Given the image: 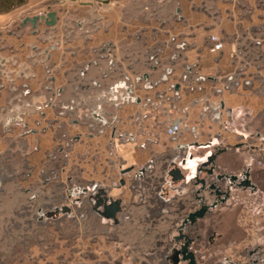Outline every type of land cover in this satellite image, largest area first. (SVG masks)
Masks as SVG:
<instances>
[{
  "label": "crops",
  "instance_id": "crops-1",
  "mask_svg": "<svg viewBox=\"0 0 264 264\" xmlns=\"http://www.w3.org/2000/svg\"><path fill=\"white\" fill-rule=\"evenodd\" d=\"M241 1L251 7L247 15L235 0H32L26 9L0 13V171L11 162L21 174L19 192L42 199L50 207L44 210L47 218L59 220L79 207L42 195L40 189L52 193L55 176L70 183L61 189L71 187V172L77 171L86 181L82 185L118 191L130 189L135 173L154 160V174L166 168L176 187L184 184L180 177L187 168L214 149L220 150L219 171L229 174L254 156V193L231 190L230 200L200 221L197 231L212 237L209 248L218 252L212 257H233L257 239L262 242L257 215L264 210L258 197L264 198V168L259 170L264 150L257 152L256 141L264 136V12L258 0ZM44 14L56 19L53 26L22 24ZM150 48L162 49L164 64L151 61L156 50L136 61L135 53ZM169 51L179 58L165 73ZM107 54L119 61L127 81L107 70L106 60L99 62ZM135 62L147 67L133 69ZM183 71L187 80L180 78ZM59 160L63 164L55 169ZM3 203L0 198L1 210ZM8 206L7 211L18 209ZM147 206L149 211L156 205ZM62 207L68 210L49 215ZM139 207L134 202L128 212ZM97 242L98 257L108 258L102 249L112 241L99 235ZM27 260L14 264H33Z\"/></svg>",
  "mask_w": 264,
  "mask_h": 264
},
{
  "label": "rangeland",
  "instance_id": "rangeland-1",
  "mask_svg": "<svg viewBox=\"0 0 264 264\" xmlns=\"http://www.w3.org/2000/svg\"><path fill=\"white\" fill-rule=\"evenodd\" d=\"M31 1L32 0H24L21 5H13L9 7L10 11L26 9L31 5ZM78 1L81 0H77V2ZM235 1L240 7L244 8L243 13L247 15V10L251 9V7L241 0ZM116 2L118 3L119 0H116ZM39 6H41V4ZM256 6L264 12V0H258ZM5 8L7 7H5L4 3L0 0V9L2 10ZM260 26L264 31V23L260 24ZM49 32L53 31L50 29L46 33ZM45 35L47 34H44L43 37ZM124 51L125 49L121 51L122 55L125 54L123 53ZM144 51V55L141 51L135 53L136 57H138L136 61L141 59L142 62H144L143 58H149V55H152L154 51L158 59V64L156 65L160 66L164 64L163 58H161L162 56L159 55L160 52H162L161 48H150ZM172 54L173 52L169 51L167 55L168 59H170ZM152 64L155 65L153 62ZM144 66L147 67V65L143 63L137 64V62H135L132 68L141 70ZM256 143L258 145L257 152L263 154L261 149L264 150V136L260 134V138L257 139ZM2 164L3 161H0V167ZM11 164V162H6V164L3 165L5 167L4 170L0 171V198L4 200L2 204L3 210L0 208V264H14L15 262L21 261L22 258L29 259L27 261L33 264H38L40 260H42V263H46L54 259V257H56L55 262H49L50 264H165V261L161 259V253L159 254L158 244L162 236V231L167 229L170 224V222L166 220H173L175 215H169L168 217L166 215V219H163L164 215L160 213L162 210V200L156 197L155 189H144V193L142 191L138 192V189L132 191L130 189H121L118 191L115 189H107L111 197H121L123 203H127L128 201L130 203L131 200H134L136 204L145 202L138 210L132 209L129 210L128 213L118 215V224L93 212L88 204H83L80 210L75 211V215L66 214L59 220H50L44 216H42V218L38 217L39 214H43L45 209L50 208L42 205V199H39V201H37V199H29V194L27 193L26 195L24 193L25 189L19 192L20 187L17 183L21 174H18V171H14V169L11 168ZM20 164H23V162ZM57 164L62 166V160L54 164L55 169H57ZM263 168V166H260L259 170ZM71 175L74 179L71 183L80 185V183L86 182L85 179H80L81 176H79L77 171H72ZM152 180L154 185L158 184L156 178ZM51 182H53L50 183L53 188L51 189L52 193H49L50 190L40 189L43 193L42 195H49V197L53 196L52 201L55 204L66 202L68 199V195L66 194L67 189H61V186L65 188L69 186L70 183L66 179L63 180V178L57 176L53 177ZM16 184L15 190L12 189L11 186ZM189 184L192 189L194 186L192 183ZM144 185L145 183L141 184V187ZM136 187H138V185ZM186 188L189 189L188 186ZM46 191L48 192L47 194ZM141 192L143 196L138 195V193ZM171 195L180 197V195L175 194V192L171 193ZM262 196L263 194L260 196L258 195L259 202L262 203V209H264V198ZM44 198L45 197H43V199ZM49 199L50 198L46 201L47 203L50 202ZM182 200L185 201L186 199L183 198ZM129 203L127 205H129ZM11 204L17 205L18 209H9V211H7L6 207H9L8 205ZM149 204H155L156 206L148 211L146 206ZM132 212H134L137 218L133 216ZM260 213L261 214H258L257 217L261 216L262 222L260 220L257 226L260 227V222L263 223L261 232L264 234V210ZM126 214L129 218H126ZM211 216L212 215H209V218ZM134 218L135 221L133 220ZM99 235L105 236L107 240L112 241L111 246H109V243L107 249H102L108 258H99L95 251V249H99L97 248L100 244V242H97V237ZM260 238L262 239L261 245H264V238ZM260 241V239H257L254 243L257 244L260 243ZM263 249L264 248L261 250ZM63 250L69 253L68 257H63V253H61ZM261 250L258 249L257 252L261 253ZM203 253L206 252L203 251L200 254ZM212 253L217 254L218 252L214 251ZM238 253L236 257L230 255L209 257V252H207V255L204 257L197 256V259L203 261V264H237L241 263V258ZM262 253L261 258L262 263H264V253ZM200 254L197 253V255ZM74 255L77 256L76 261L73 260Z\"/></svg>",
  "mask_w": 264,
  "mask_h": 264
},
{
  "label": "water",
  "instance_id": "water-1",
  "mask_svg": "<svg viewBox=\"0 0 264 264\" xmlns=\"http://www.w3.org/2000/svg\"><path fill=\"white\" fill-rule=\"evenodd\" d=\"M39 21H44L45 24L49 26H53L56 22V19L50 14L49 16L44 14V15H35L32 17H27L23 19V23L29 22L31 25L35 27L36 22ZM163 51L160 52V56L162 55ZM178 56H172L170 59H167V62H170L171 65H175L177 62ZM99 61L106 60L107 62V70H110L111 73H117L120 74V76L124 80H128L127 74L125 73L126 71L121 70L120 63L119 61H116L114 59H110L109 55H103ZM122 61V60H121ZM151 61H154L155 64H158V59L155 61V58H151ZM113 62V65L111 66V63ZM164 62V61H163ZM173 62V63H172ZM97 64V63H96ZM100 65V64H97ZM109 65L111 67H109ZM168 72V70H165V73ZM50 71L46 68V75H49ZM125 73V74H124ZM102 76L103 75L102 73ZM142 79H146L145 75H142ZM127 83V82H126ZM115 86L120 85L121 83H114ZM124 85V84H123ZM188 86H186V89L188 90ZM79 90L78 88H76ZM132 90V85L128 84L126 85L125 88V95L128 96L130 94L129 92ZM75 93V92H74ZM133 99V98H132ZM135 100V99H134ZM133 102V100H131ZM212 117L213 121H218L221 118L220 113L215 112V109L212 110ZM88 119H91V116L88 115ZM182 122V120H181ZM220 153V150H213L210 151L208 155L204 156L203 160L197 161V163H193V165H190L187 170H186V175L181 176L180 179L182 181H186V183H194L195 186H198L200 189L198 191L204 190V192L195 197V200L197 202L195 203V206L197 205V209L194 211L189 212L186 218L183 219L179 229H178V236H176V240L179 239L181 240L180 247L178 250L175 251V254L172 256V261L173 264H178L179 262H186V264H196L197 260L195 257V254L193 251L189 250V245L191 243V240L188 235H185L182 231L185 227V224L189 223L191 227L194 223H196L198 220H201L206 214H211L214 209H216L220 205L226 204L225 201L227 197L230 195L231 190H234L235 188H245L249 187L250 189H255V185L253 184L252 180L250 179V169L251 165L254 160V156H251L246 163L245 167L241 169L238 172L235 173H224L220 172L217 163H216V158L217 155ZM197 155L203 156V153H199ZM196 158L193 155L190 158V161H194ZM151 163V162H149ZM148 163V165H149ZM154 160L152 161V167L151 170L153 171L154 169ZM172 163V162H169ZM185 164V161L183 162ZM147 165V166H148ZM149 168V167H146ZM144 169V168H143ZM163 169V175L166 177V168ZM150 170L148 171V173ZM174 171H170L168 174L172 175ZM164 177V178H165ZM137 178V172L134 175V181ZM173 185H171V182H169L165 178V182L163 184V188L159 189V192L157 193V197L160 200H164L163 195L165 196L167 193L171 194L170 192H175L177 189H168L172 188ZM91 187V186H89ZM168 187V188H167ZM135 190V189H130ZM129 190V191H130ZM139 190V189H138ZM66 194L68 195L67 201L71 202L73 205H79L80 203L76 202H84L88 205L91 206V209L93 212L99 214L101 217L112 220L113 222H116L117 220V215L121 211L120 203H121V197L113 198L109 195V191L105 188H99L97 189H81L78 187L76 183H71V187L66 190ZM160 196V197H159ZM161 196L163 199H161ZM82 197V199H81ZM207 197V198H206ZM65 210H68V207H62L61 209H57L53 211L52 216H56L59 213L65 212ZM196 231V227L194 229ZM258 245L256 246L257 249L261 250L264 248V245H261L260 243H257ZM263 250H261V253ZM249 258V259H248ZM248 261L246 262L247 264H256L257 260L253 258V256H247ZM262 261V258L260 259V262ZM241 264V263H237ZM264 264V263H263Z\"/></svg>",
  "mask_w": 264,
  "mask_h": 264
},
{
  "label": "flooded vegetation",
  "instance_id": "flooded-vegetation-1",
  "mask_svg": "<svg viewBox=\"0 0 264 264\" xmlns=\"http://www.w3.org/2000/svg\"><path fill=\"white\" fill-rule=\"evenodd\" d=\"M148 165V164H147ZM146 165V167H143L141 169H139L137 171V178L135 179V184H133L132 186H130V189H139L138 192L142 191L144 193V189H155L156 191V195L159 192V189L163 188V184L165 182V176L164 175H157L154 174V171L151 170L152 167V163H150L148 166ZM151 170L149 173L148 171ZM167 176V175H166ZM165 177V178H164ZM156 178L157 179V185H154L153 180ZM167 179V178H166ZM182 180V179H181ZM184 184L182 185H177L176 187H174V185L172 186V188L174 187V189H177L176 194L180 195V197H174L173 195L167 193L165 196L163 195L164 200H162V210L166 215H175V217L173 218V220L167 219L166 221H169L170 224L168 225L167 229H164L161 233V239L159 240V244H158V248H159V254L161 253V259L165 261V264H173L172 261V256L175 254V251L179 249L180 247V243L181 240L177 239L176 240V236H178V229L183 221L184 218L187 217V215L189 214V212L194 211L195 209H197V205L195 206V203L197 202V200H195L196 196L201 195L204 190L202 191H198V189H200L199 187L195 186L194 183H192V185L194 186L191 189V186H189V183H186L185 181H182ZM144 186L141 187V184H144ZM186 183V184H185ZM119 185V184H118ZM138 185V187L136 186ZM90 185H82L80 184L78 187L81 189H94L96 188L94 186V184L91 185V187H89ZM189 187V189H187L186 187ZM248 188L247 190L251 191L252 193H254V191L256 189H250L249 187H245ZM245 188H240L242 190H246ZM98 189V188H97ZM184 191V192H183ZM137 192V191H136ZM141 193H138L139 196H143ZM157 197V196H156ZM117 198V197H116ZM158 198V197H157ZM183 198H185L186 200H182ZM207 198V197H206ZM231 198V192L230 195L227 197L225 203H227V201H229ZM82 199V197H81ZM159 199V198H158ZM176 199V200H175ZM190 199V200H188ZM145 202H141L137 205L139 206H143L142 204ZM83 204H86L84 202H80V204L78 205L79 209L82 207ZM127 203H123V201L121 200L120 203V207H121V211L118 215L123 214V213H127L128 209L134 204V200H131V202L129 203V205H127ZM77 206V205H75ZM90 206V205H89ZM127 206V207H126ZM91 208V206H90ZM78 209V210H79ZM92 210V209H91ZM75 214V213H74ZM40 215V214H39ZM38 215V217H39ZM117 215V220L116 222H114L115 224H118L119 222V217ZM210 214H206L201 220H198L196 223H194L191 227L189 223L185 224V227L183 229V233L185 235H188V237L191 240V243L189 245V250L193 251L197 260L196 264H203V261H199L197 259V256L199 257H204L205 255H207V253H203L200 254L201 252H209V257L212 254V251L210 250L209 246H211L213 244V239L212 237H202L200 235V233L197 231V226L199 224L200 221H202L204 218L208 217L209 218ZM41 216L47 217L46 213L43 212V214ZM126 218H129V216L126 214L125 215ZM196 227V231L194 230ZM195 232V233H194ZM258 244H252L249 245L247 247H244L239 253L238 255H240V262L241 264H247V256H253L254 259L257 260L256 264H263L262 261L260 262V259L262 257L261 253L257 252V246ZM155 250V249H153ZM197 253H199L200 255H197ZM263 253H264V249H263ZM262 253V254H263ZM237 255H233V257H236ZM263 259H264V255H263ZM264 262V260H263ZM178 264H186V262H179Z\"/></svg>",
  "mask_w": 264,
  "mask_h": 264
},
{
  "label": "trees",
  "instance_id": "trees-1",
  "mask_svg": "<svg viewBox=\"0 0 264 264\" xmlns=\"http://www.w3.org/2000/svg\"><path fill=\"white\" fill-rule=\"evenodd\" d=\"M4 3V6L7 7L5 9H0V13H6L8 10L10 11L11 6H18L21 5V3H23L24 0H1Z\"/></svg>",
  "mask_w": 264,
  "mask_h": 264
},
{
  "label": "built area",
  "instance_id": "built-area-1",
  "mask_svg": "<svg viewBox=\"0 0 264 264\" xmlns=\"http://www.w3.org/2000/svg\"><path fill=\"white\" fill-rule=\"evenodd\" d=\"M173 56V55H172ZM175 56V55H174ZM177 56V55H176ZM152 58H155V60H157V57H155V55H152L151 56ZM169 68H172L173 69V65H171L170 67H168V68H166L167 70H169ZM187 73H185L184 71H183V73H182V75L180 76V78H181V80H187ZM188 88H191V85H189V87Z\"/></svg>",
  "mask_w": 264,
  "mask_h": 264
}]
</instances>
